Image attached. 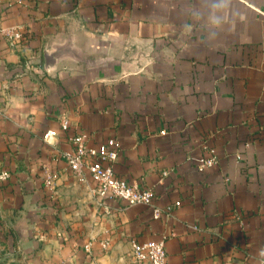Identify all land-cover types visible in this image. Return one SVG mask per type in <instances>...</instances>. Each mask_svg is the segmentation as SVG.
I'll return each mask as SVG.
<instances>
[{
  "label": "crops",
  "instance_id": "obj_1",
  "mask_svg": "<svg viewBox=\"0 0 264 264\" xmlns=\"http://www.w3.org/2000/svg\"><path fill=\"white\" fill-rule=\"evenodd\" d=\"M77 133L116 139V174L182 205L107 213L63 159ZM211 147L217 167L188 160ZM2 172L0 221L25 264H133L134 243L165 236L169 264H262L264 0H0Z\"/></svg>",
  "mask_w": 264,
  "mask_h": 264
},
{
  "label": "built area",
  "instance_id": "obj_2",
  "mask_svg": "<svg viewBox=\"0 0 264 264\" xmlns=\"http://www.w3.org/2000/svg\"><path fill=\"white\" fill-rule=\"evenodd\" d=\"M3 33L11 45H16L24 40V32L21 26L5 29ZM60 127L64 132H69L71 128L70 120L62 118ZM58 134L57 131L49 130L45 134L44 140L51 144V140ZM67 142L70 148L64 152L63 159L66 162L68 171L80 181L89 178L96 183L97 197L101 205H104V201H123L130 207L143 206L151 208L155 219H160L163 214L168 217L171 216L175 208L182 205L181 201H177L173 206L170 205L160 209L154 203L155 196L152 189L141 188L139 185L119 177L115 171L119 151V144L116 139L109 138L104 143L90 146L86 133H77L71 135ZM188 160L198 169L204 170L217 167L220 163V156L217 149L211 147L206 148L202 154L191 155ZM43 173L45 188L54 196L56 192V175L46 165L43 166ZM8 177L7 172L0 173L1 181H6ZM104 206L107 208V213H109L110 206ZM167 239L168 237L165 236L134 243L131 252L133 264H169ZM100 246L103 250L108 249L109 241H102ZM85 250L91 253L93 251L92 243L86 245ZM261 262L264 264V257Z\"/></svg>",
  "mask_w": 264,
  "mask_h": 264
},
{
  "label": "rangeland",
  "instance_id": "obj_3",
  "mask_svg": "<svg viewBox=\"0 0 264 264\" xmlns=\"http://www.w3.org/2000/svg\"><path fill=\"white\" fill-rule=\"evenodd\" d=\"M7 226L5 222L0 221V264H25L21 261V254L15 251L18 245L17 239L21 237L15 235L13 227Z\"/></svg>",
  "mask_w": 264,
  "mask_h": 264
},
{
  "label": "clouds",
  "instance_id": "obj_4",
  "mask_svg": "<svg viewBox=\"0 0 264 264\" xmlns=\"http://www.w3.org/2000/svg\"><path fill=\"white\" fill-rule=\"evenodd\" d=\"M261 255L264 256V251L261 252Z\"/></svg>",
  "mask_w": 264,
  "mask_h": 264
}]
</instances>
